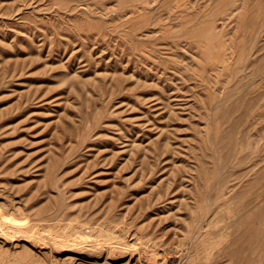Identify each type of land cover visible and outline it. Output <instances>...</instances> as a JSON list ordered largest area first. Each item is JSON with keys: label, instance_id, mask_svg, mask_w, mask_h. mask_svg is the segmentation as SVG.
Listing matches in <instances>:
<instances>
[{"label": "rangeland", "instance_id": "374dc122", "mask_svg": "<svg viewBox=\"0 0 264 264\" xmlns=\"http://www.w3.org/2000/svg\"><path fill=\"white\" fill-rule=\"evenodd\" d=\"M0 205V264H264V0H0Z\"/></svg>", "mask_w": 264, "mask_h": 264}, {"label": "bare ground", "instance_id": "6f19581e", "mask_svg": "<svg viewBox=\"0 0 264 264\" xmlns=\"http://www.w3.org/2000/svg\"><path fill=\"white\" fill-rule=\"evenodd\" d=\"M3 190V189H2ZM4 191V190H3ZM5 192V191H4ZM2 195L4 196V194L2 193ZM7 197H8V195H7ZM11 197V196H10ZM2 198V197H1ZM3 199V198H2ZM10 200H11V198H10ZM2 202V201H1ZM3 203V202H2ZM9 205H12L11 203L9 204ZM4 206V205H3ZM2 206V207H3ZM0 207H1V205H0ZM10 208V207H9ZM13 209V208H12ZM14 210V209H13ZM11 216V215H10ZM14 217V216H13ZM11 221V220H10ZM9 220H6V219H0V246L1 247H4V246H8L9 247V245H11V246H17L19 243H21V242H24L25 243V241L27 240H24L25 239V236H24V234L27 232V231H24L23 230V227L21 226V225H19V223H18V221L17 222H15V223H18V224H13V222H12V224H11V222H10ZM81 227V226H80ZM30 230V229H29ZM76 230V229H75ZM74 232H76V231H74ZM89 232V231H88ZM32 233H33V231H32ZM79 233H81V231L79 232ZM38 233H36V235H37ZM88 234H90V233H88ZM77 235H79V234H76V236ZM28 236V235H27ZM26 236V237H27ZM32 236V235H31ZM35 236V235H34ZM38 236V235H37ZM85 236V235H84ZM33 238V237H32ZM31 238V239H32ZM74 238V237H73ZM68 239L67 241H61V244H62V246L64 245H73V247H74V245L75 244H80V242L83 244V242L84 241H86V242H88V240L87 239H85L84 240V238L82 237V236H80L79 235V237L77 238V237H75V239ZM86 238H87V236H86ZM29 239H30V236H29ZM35 240V239H34ZM37 240H38V238H37ZM84 240V241H83ZM92 240V239H91ZM83 241V242H82ZM90 241V240H89ZM92 242V241H91ZM108 242V241H107ZM105 243H106V241H105ZM60 244V243H59ZM81 244V245H82ZM85 244H87V243H85ZM85 244H83V245H85ZM23 245V244H22ZM107 245V244H106ZM60 246V245H59ZM62 246H60V247H62ZM88 246V245H87ZM22 247V246H21ZM85 247V246H84ZM62 248H64V247H62ZM68 248V247H67ZM66 248V249H67ZM127 248V247H126ZM22 249H24L23 247H22ZM114 249V248H113ZM111 252V251H110ZM109 255H110V253H109ZM152 255V254H151ZM156 255V254H155ZM150 256L151 258H148V259H152V260H150V261H153L152 262V264L153 263H155L156 264V256ZM35 256V255H34ZM148 256V257H149ZM110 257V256H109ZM106 258V257H105ZM111 258H113V257H111ZM157 261H160V260H157ZM26 262V261H25ZM162 263V262H161ZM54 264V263H53ZM71 264V263H70ZM163 264H168V262L167 261H165L164 260V263Z\"/></svg>", "mask_w": 264, "mask_h": 264}]
</instances>
